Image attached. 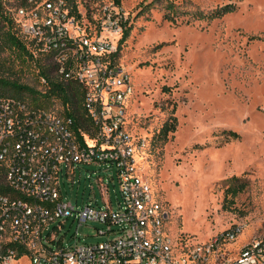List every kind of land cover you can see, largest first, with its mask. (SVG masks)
Instances as JSON below:
<instances>
[{
    "label": "rangeland",
    "instance_id": "1",
    "mask_svg": "<svg viewBox=\"0 0 264 264\" xmlns=\"http://www.w3.org/2000/svg\"><path fill=\"white\" fill-rule=\"evenodd\" d=\"M73 1L80 25L92 34L105 7L118 6L128 18L129 34L119 43L117 55L133 87L126 105L127 131L137 144L136 173L162 206L167 234L203 243L237 227L235 239L220 247L227 259L253 240L264 241V0H185L181 10L175 9V23L163 18L162 0ZM1 2L3 11L17 22L20 0ZM228 3L235 10L219 19L200 16ZM105 36L118 44L119 36ZM1 45L0 78L42 90L33 62L14 57ZM41 56L49 79L59 81L52 61ZM6 92L17 95L14 90ZM21 96L29 102V94ZM48 110L61 114L62 105L55 100ZM172 117L175 131L165 142L154 140ZM96 169L76 167L73 177L63 170L61 199L78 207L96 199L101 206ZM107 174L101 172L109 181L111 206L116 209L117 181ZM231 176L245 184L234 197L225 194V179ZM107 227L95 222L77 227L69 220L63 227L64 244L102 242L108 236L98 235L96 229ZM13 264L29 263L23 256ZM205 264H212L211 259Z\"/></svg>",
    "mask_w": 264,
    "mask_h": 264
},
{
    "label": "built area",
    "instance_id": "2",
    "mask_svg": "<svg viewBox=\"0 0 264 264\" xmlns=\"http://www.w3.org/2000/svg\"><path fill=\"white\" fill-rule=\"evenodd\" d=\"M16 16L21 34L33 42L36 53L50 57L59 81L81 88L91 134L81 133L82 144L72 119L0 96V264H13L23 256L29 264H205L210 259L212 264H264L262 240L242 246L233 259L225 257L226 251L220 253L240 232L237 227L203 243L182 236L172 239L165 231L166 214L135 169L137 144L126 122L133 91L130 75L113 60L117 43L105 36L122 34L127 17L122 9L105 7L93 34L70 14L65 0H41L29 10L18 8ZM84 165L97 167L92 173L101 206L96 199L81 207L61 199L63 170L73 177L76 167ZM101 172L109 173L111 181L116 178V209ZM69 220L77 227L105 224L107 229L96 231L108 238L67 246L63 227ZM20 249L25 251L18 258Z\"/></svg>",
    "mask_w": 264,
    "mask_h": 264
},
{
    "label": "trees",
    "instance_id": "3",
    "mask_svg": "<svg viewBox=\"0 0 264 264\" xmlns=\"http://www.w3.org/2000/svg\"><path fill=\"white\" fill-rule=\"evenodd\" d=\"M41 0H20L18 8H23L25 10H29L33 8L35 5L39 4ZM70 9V14L75 16L78 21H80V15L77 11L76 5L73 0H65ZM159 0H152L151 3L157 2ZM165 2L164 9L165 13L163 18L169 22L175 23L177 17H175V9L181 10L185 5V0L182 2L175 3L174 0H162ZM115 3L118 4L119 0H114ZM143 6V4H141ZM235 10V6L231 3L225 4L223 6L217 7L209 12L203 13L200 16L207 19L208 21L219 19L224 15L231 13ZM182 12L183 11L182 9ZM201 17V18H202ZM0 21L2 22L1 27L4 28L1 31V50L10 51L14 57L23 58L27 61L33 62L34 66L37 69V73L40 78L45 79V83L43 84L42 90H37L36 88L29 87L24 84L17 83L16 81L0 78V96L2 97H10L15 98L21 101H24L28 106L33 108H44L48 109V106L52 104L53 101H59L62 105V112L59 115L63 117H68L72 119V129L74 134L78 140L81 141L82 144H85L83 136L81 133L89 136L91 133V122L89 118L86 116L83 106H82V91L79 85L72 81H52L48 77V67L44 63H42L39 59V56L42 55L40 53H36L34 50L33 42L24 38L21 34L20 25L14 21L10 16H8L2 7V2L0 0ZM128 18L123 21V31L120 37L118 38L117 51L113 56V60H117L119 43H122L126 40L129 34V26H127ZM97 30V29H96ZM38 54V56H37ZM44 59L51 61L48 55L41 56ZM39 58V59H38ZM118 61V60H117ZM8 90L16 91V96H7ZM26 93L29 94V102L22 98L21 94ZM176 127V119L172 117L170 121L165 122L156 136H154V140H158L161 142H165L170 133L175 131ZM229 136L231 138H237V134L235 132L229 131ZM226 189L225 194L231 197L236 196L244 190L245 184L243 181L237 176H231L225 179ZM0 191H3V188L0 187ZM25 250L20 249L18 258L22 252Z\"/></svg>",
    "mask_w": 264,
    "mask_h": 264
}]
</instances>
